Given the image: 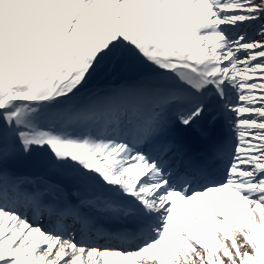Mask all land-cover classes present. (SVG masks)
Segmentation results:
<instances>
[{"label":"snow or ice","instance_id":"1","mask_svg":"<svg viewBox=\"0 0 264 264\" xmlns=\"http://www.w3.org/2000/svg\"><path fill=\"white\" fill-rule=\"evenodd\" d=\"M0 264H264V0H0Z\"/></svg>","mask_w":264,"mask_h":264}]
</instances>
